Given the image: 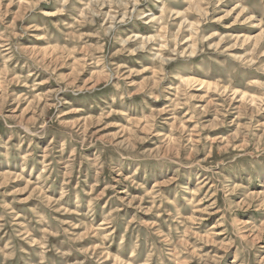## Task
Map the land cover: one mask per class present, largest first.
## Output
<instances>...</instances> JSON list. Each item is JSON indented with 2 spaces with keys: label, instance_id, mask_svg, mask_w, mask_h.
Segmentation results:
<instances>
[{
  "label": "rangeland",
  "instance_id": "374dc122",
  "mask_svg": "<svg viewBox=\"0 0 264 264\" xmlns=\"http://www.w3.org/2000/svg\"><path fill=\"white\" fill-rule=\"evenodd\" d=\"M0 264H264V0H0Z\"/></svg>",
  "mask_w": 264,
  "mask_h": 264
}]
</instances>
